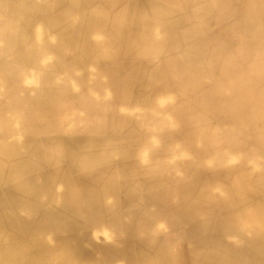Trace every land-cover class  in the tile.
<instances>
[{
    "label": "bare ground",
    "instance_id": "obj_1",
    "mask_svg": "<svg viewBox=\"0 0 264 264\" xmlns=\"http://www.w3.org/2000/svg\"><path fill=\"white\" fill-rule=\"evenodd\" d=\"M129 1L0 0V17L5 16L4 22L0 19V26L18 25V29L26 28L31 24L44 28L57 26L61 31H53L51 34L55 35L52 38L60 41L61 45L69 44L71 40L74 42L81 40V31H87L90 37L97 36L102 44L110 45L115 40L127 39L130 30L140 32L143 41L149 38L169 44L166 37L178 25L183 28L190 25L189 28L193 29L190 33L182 35L186 43L182 55L180 48H172V45L170 49L167 48L168 50H161L158 54L168 55L169 61L163 64L153 62L150 69H142V76L137 75L139 80H136V83L130 81L121 83L116 79H110L112 85L109 88L120 92L121 104H124V107H135L132 118L139 116L138 121L149 127V132L144 135L146 137L142 138L141 146L131 142L116 145L112 140L99 142L89 140L85 145L76 144L71 148L62 145L65 143L54 141L53 144L45 145L42 138L48 129L51 130L50 125L41 122L37 113L28 115L27 112L24 113L25 108L16 107L18 103L11 96L13 82L0 78V90L3 89L0 92L2 95L0 96V100L2 99L0 101V264H108V258L116 257L120 264L233 262L235 250L226 237L227 221L215 215L206 216L219 200L212 191L205 189L195 197L190 196L186 200L181 197L178 201H175L172 195L166 194L163 203L155 204V207H158L159 217L168 214L169 211L168 217L178 214L174 216V220L167 217L168 220L165 218L160 222V229L180 223L179 216L182 219L186 217L187 207L195 215L202 217L199 221H188L191 227L193 223L200 226L196 228L189 226L187 237L169 244L161 240L160 234L153 228H150V233L147 223L138 216V212L121 211L122 203L118 197L122 193L120 187L126 185L128 180L124 175L125 171L120 172L123 168L112 171L110 164L112 165L113 156L136 152L141 153L143 159L151 163V170L167 169L170 167L168 163L170 159L177 158L172 153L179 154L167 144L169 141L167 130L171 127H183L188 123H195L198 127L191 131L198 132L196 134L199 139L216 140L213 143V155L216 161L221 162L231 157L237 150L244 154L243 164L254 162L255 167L264 172V69L259 73L253 65L254 68H251L250 72L257 73L255 78L248 82V77L241 73L239 64H233L231 67V60L216 59L219 55L217 47H209L208 44L220 41L222 38L220 35L228 31L229 21L234 19L231 14L237 17L239 15L231 9L228 11L229 4L226 6L225 0H222L221 5L218 4L219 7L223 5V9L219 21H214L215 35L211 36L213 38L201 34L206 29L200 34H193L198 25L201 26L202 22L207 20L205 19L207 16L204 17L202 13L184 15L190 7V2L194 0H151L153 8L150 9V13L139 12L135 15L128 12ZM198 5H201V10L208 11L212 4L209 0H198ZM232 5L231 1L230 6ZM254 6L255 9L247 14V18L251 20H245L244 23H250L251 28L256 30L254 37L260 39L264 38V12L258 9L261 6L258 0L254 1ZM242 17H246V14ZM212 21L204 26L209 29ZM218 28L221 30L219 31ZM14 29L11 27L7 30L8 38L19 40L28 38V31L25 34ZM235 29L241 31L242 25L238 23ZM43 31L44 29L35 32L36 44L43 42ZM204 41H207L205 45L200 44ZM98 69L103 70L104 67L100 66ZM116 69L123 71L120 66L110 68L111 71ZM193 70L197 77H193ZM225 72L227 74L229 72L228 75L232 73V76L226 78ZM172 81L175 89L171 86ZM169 98L177 99L174 105L164 102ZM4 100L6 101L3 103ZM243 118L254 119L263 128L259 136H256L258 140L248 136L243 145L238 144L235 148L224 149L221 140L225 134L234 137L237 134L243 136L247 134L246 128L235 126V123ZM228 123L233 127L229 130L223 129ZM150 140L158 141L160 147H163L162 150L167 152L164 159L156 160V156H151L154 154L153 143L150 142V146H147ZM252 142L259 143L261 154L251 148L245 152L251 147L249 145ZM108 168L110 170L104 173L103 170ZM116 172L120 173L116 174ZM179 207L185 212H180ZM166 209L168 211L164 212ZM83 230H90L92 238L82 236ZM97 238L105 239L108 243L102 244L101 248L90 257L85 256L83 242L94 243Z\"/></svg>",
    "mask_w": 264,
    "mask_h": 264
},
{
    "label": "rangeland",
    "instance_id": "obj_2",
    "mask_svg": "<svg viewBox=\"0 0 264 264\" xmlns=\"http://www.w3.org/2000/svg\"><path fill=\"white\" fill-rule=\"evenodd\" d=\"M10 1L12 2V0ZM94 1L95 0H93V2ZM231 1L233 3L232 6H230ZM254 1L255 0H225V5L228 6L229 4L228 11L231 9L239 14V19L236 15L231 14L234 19L229 21V25L227 24V30L230 31L232 29V31H230L232 34L228 31L227 34V32L224 31L223 34L220 35L222 37L220 41L218 40L212 42L214 44H208L209 47H217L219 55L216 59L220 61L222 59H226V61L231 60V67L233 64H239V66H241L240 70H242L241 73L248 77V82L255 78L257 72L260 73L261 70L264 69V38L256 39L254 37L256 30L251 28L250 23H244L245 20H251V18H247V14L255 9ZM151 2V0H130L127 4V6H129L128 12L131 15H135L136 13L139 14V12L150 13V9L153 8ZM258 2L261 5L259 7L263 6L262 8L258 7V9L264 12L263 0H258ZM209 3L212 4L211 7L208 8V11H203L201 10V5H198V0L197 2L194 0L190 2V7L187 8L184 15L202 13L204 17L207 16L205 18L207 20L203 21L204 23L202 22L201 26L198 25L197 29L193 31V34H200L203 29H206V31L201 34L213 38L211 36L215 35L214 21H219L223 9V5L219 7L218 4L221 5L223 2L222 0H209ZM6 14H8V11ZM245 14L246 17H242ZM0 19L4 22L5 16L3 15ZM210 21H212V23L208 29L205 26L208 25ZM238 23L242 25L241 31L240 29H235ZM216 25H218V23H216ZM189 26L183 28L181 25H178L176 29L169 33L166 37L168 38L169 44L159 43L149 38L143 41L140 32L138 33L130 30L127 39H121V41L115 40L110 45H107V43L102 44L101 39L97 36L94 37L92 35L90 37L87 31H81V40L79 39V41L77 40L75 42L71 40L73 42L69 41V44L61 45L60 41L52 38L55 35L51 34L53 31H61V28H57V26L53 28H44L31 24L26 28L18 29V25H13L11 27L18 29L17 32L23 31L27 34L28 31V38L19 40L8 38L6 32L11 27L2 25L0 26V78L6 81L9 80L10 83L11 81L13 82L14 88L11 92V96L14 101L18 103L15 105L16 107L25 108L24 113L27 112L28 115L37 113L41 122L50 125L51 130L48 129L46 135L42 138L45 145L46 143L51 144L52 141H54L55 143H65L62 145L71 148L72 146H76V144L85 145L89 140L93 142L112 140L116 145L129 144L128 142H131L141 146L143 142L142 138L146 137L144 135H147L149 132V127L142 125L138 121L139 116L132 118L135 107H124V104H121L120 92L112 91L109 88V86L112 85L110 79H116L121 83L126 81L136 83L135 81L139 80L138 76L143 72L141 71L142 69H150L153 62H155V64L158 62L159 64H163L169 61L168 55L164 56L158 53H160L161 50L170 49L171 45L172 48L179 47L180 55H182L185 51L184 46L186 45L182 39V35L190 33L193 30L190 29ZM41 29H44L42 32V37L44 36V38H42L43 42L36 44L34 42V35L35 32ZM218 29L219 31L221 30L220 28ZM151 35L153 37V34ZM206 42L207 41H204L200 44L205 45ZM228 56L231 57L227 58ZM183 59L185 58L183 57ZM173 60L174 58L172 61ZM195 65L196 61L194 67ZM253 65L257 72L252 71L253 73H251L250 69L254 68ZM100 66H103L104 69H98ZM117 66L123 68V71L117 69L114 71L110 70L111 67ZM226 72V78L232 76V73L228 75L230 73L228 72L227 74ZM192 73L193 77H197L194 70ZM173 79L172 77V80ZM171 86L175 89L173 81ZM2 90H0V92H2ZM176 100L177 99L172 100V98H169L164 102L169 105H174ZM5 101L6 100H4L3 103ZM139 109L143 110V108ZM79 111H81V113ZM129 116L131 117L129 118ZM167 117L169 116L167 115ZM186 123L187 122H185V124ZM197 125L198 124L195 123H188L186 126L171 127L167 130L166 135L169 136L167 144L170 145L169 147L179 152V154L172 153L177 158L170 159L168 162L170 167L167 169L151 170V163L143 159L141 153L130 152L124 156H113L112 165L110 164L111 170L115 171L123 168L120 172L125 171L124 175H126L128 180L126 185L123 184L120 187L123 193L118 196L122 203L121 211L131 213L138 212V216L147 223L149 230L153 228L160 234L161 240L173 244L179 239L187 237L189 234L187 228L189 226L191 227L189 222L199 221L202 217L197 214L195 215L188 207L186 208V212L182 207H179L180 212L186 213V217L182 219L179 216L180 223H177L176 226L172 225L170 228L160 229V222L164 221L165 218L167 219L170 211L167 212L168 214L159 217L157 212L158 207H155V204L159 205V202L163 203L166 194L172 195L173 199L178 201L181 200V197H184L186 200V198L190 196L195 197L196 194L202 190L209 189V191H212L216 196V199L218 198L219 200L217 204H215L213 210L206 216L215 215L225 220V222L227 221L226 237L235 250L233 262L229 264H264V172L255 167L254 162L248 165H245V163L243 164L245 161L244 158L242 159L244 154L243 152H237V150L231 157L225 158L221 162L216 161L213 155V143L216 140L210 138L211 141L213 140L211 142L207 138L203 140L199 139V136H197L198 132L191 131L195 129V127H198ZM235 126L246 128L245 130H247L248 135L246 134L247 136H243L242 134H237L234 137L225 134L222 136L221 140L224 149L228 148L229 150V148H235L238 144L243 145L244 140L248 136L257 139L256 136H259L260 131L263 129L254 119L250 118L248 120H246V118L239 120L235 123ZM232 127L233 125L228 123L226 126L224 125L223 129L227 128V130H229V128L231 129ZM74 130L77 131V133ZM134 130H136V133ZM150 142L153 143L152 150L154 152L151 156H156V160L164 159L167 152L162 150L163 147H160L158 141L151 140L147 142V146H150ZM249 146L251 147L245 152L251 148L254 152L261 154L259 143L252 142ZM161 152H163V154ZM260 154L258 156H260ZM262 157H260L259 160H261ZM108 170L110 169H105L103 172L105 173ZM120 172H116V174ZM166 177H168L167 180ZM245 179L246 181H244ZM222 187L225 192H222ZM160 195H162V197ZM214 202L216 203V201ZM166 211H168V209L164 212ZM189 212H191V215H189ZM175 215L177 216L178 214H172L168 218L174 220ZM225 215L227 216L226 218ZM184 222L188 223L181 225ZM241 225L243 227H241ZM199 226V224L193 223L191 228ZM82 234L84 237L92 238L90 230H83ZM78 235L80 234L78 233ZM106 243H108V241L99 238L95 239L94 243L83 242V248L86 251L84 255L90 257L101 248L102 244L105 245ZM108 264H120L119 259L117 257L115 259L108 258Z\"/></svg>",
    "mask_w": 264,
    "mask_h": 264
}]
</instances>
